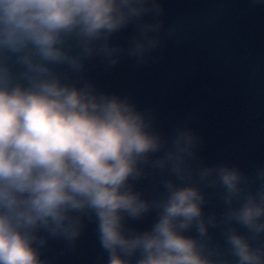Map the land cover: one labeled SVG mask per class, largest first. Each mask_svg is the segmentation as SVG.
<instances>
[{
  "label": "clouds",
  "instance_id": "1",
  "mask_svg": "<svg viewBox=\"0 0 264 264\" xmlns=\"http://www.w3.org/2000/svg\"><path fill=\"white\" fill-rule=\"evenodd\" d=\"M162 14L159 0H0V264H46L47 239L73 245L84 215L108 264H264V167L250 177L204 163L190 128L163 137L127 97L81 75L96 57L143 63ZM129 24L127 47L112 44ZM153 174L160 190L146 198L133 182ZM208 190L220 213H205ZM152 211L149 229L126 227Z\"/></svg>",
  "mask_w": 264,
  "mask_h": 264
},
{
  "label": "water",
  "instance_id": "2",
  "mask_svg": "<svg viewBox=\"0 0 264 264\" xmlns=\"http://www.w3.org/2000/svg\"><path fill=\"white\" fill-rule=\"evenodd\" d=\"M159 3L162 42L143 63L121 55L109 68L96 57L85 61L81 75L97 91L127 97L153 118V127L163 137L170 139L178 125L190 128L199 138L198 156L204 163H226L253 176L257 167H264V0ZM135 27L129 24L110 42L126 48ZM159 179L148 175L133 182L134 190L152 198L160 190ZM208 194L205 213L223 211L213 191ZM155 219L152 211L139 219L125 218L124 223L142 231ZM82 225L73 245L63 238H48L40 249L41 259L46 264H108L95 219L84 215ZM210 233L223 243L219 228ZM188 234L194 236L195 229Z\"/></svg>",
  "mask_w": 264,
  "mask_h": 264
}]
</instances>
